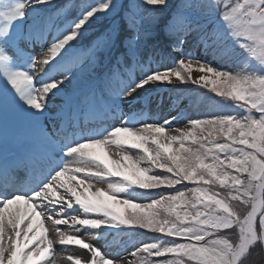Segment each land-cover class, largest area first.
Listing matches in <instances>:
<instances>
[{"label": "snow or ice", "instance_id": "6c2138e0", "mask_svg": "<svg viewBox=\"0 0 264 264\" xmlns=\"http://www.w3.org/2000/svg\"><path fill=\"white\" fill-rule=\"evenodd\" d=\"M57 244L73 264L264 248V0H0V264Z\"/></svg>", "mask_w": 264, "mask_h": 264}, {"label": "rangeland", "instance_id": "374dc122", "mask_svg": "<svg viewBox=\"0 0 264 264\" xmlns=\"http://www.w3.org/2000/svg\"><path fill=\"white\" fill-rule=\"evenodd\" d=\"M37 52H39V47L37 48ZM195 74V73H194ZM160 93H162V94H165V98H166V96H167V89H165V88H161V89H159L158 90ZM153 95L155 96L156 95V92L154 91L153 92ZM167 109H164L163 110V112H161V111H159V110H154V112H153V114H155V115H161V114H164V115H166L167 114ZM179 126H182V125H174V127H179ZM110 150H111V152H117L118 151V148H117V146H115V145H111L110 146ZM133 153H135V151L136 150H131ZM97 152H98V154H100L101 156H102V158H104V159H107V156H105V154H104V152L102 151V150H100V149H97ZM103 187V186H102ZM61 229L62 230H65L64 229V226H61ZM69 234H73V233H69ZM49 237L50 238H53V233L50 231L49 232ZM55 248H56V250H57V264H73V262H71V261H68L67 260V256H69V255H76V254H78L79 253V251L80 250H78L76 247H74V246H68L67 247V250H65L62 246H60V245H55ZM126 259H133V257H130V256H127L126 255V257H125Z\"/></svg>", "mask_w": 264, "mask_h": 264}, {"label": "trees", "instance_id": "16d2710c", "mask_svg": "<svg viewBox=\"0 0 264 264\" xmlns=\"http://www.w3.org/2000/svg\"><path fill=\"white\" fill-rule=\"evenodd\" d=\"M57 2H64V0H57ZM72 3H82L85 2V0H71ZM170 2L175 5L180 2V0H170ZM198 101H203V103L200 105L199 110L200 111H206L208 110V101H204L202 97H197ZM246 264H264V252L262 251V248H254L251 252V254L248 257V260Z\"/></svg>", "mask_w": 264, "mask_h": 264}, {"label": "water", "instance_id": "95a60500", "mask_svg": "<svg viewBox=\"0 0 264 264\" xmlns=\"http://www.w3.org/2000/svg\"><path fill=\"white\" fill-rule=\"evenodd\" d=\"M263 252H264V248H262Z\"/></svg>", "mask_w": 264, "mask_h": 264}]
</instances>
